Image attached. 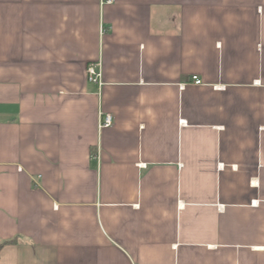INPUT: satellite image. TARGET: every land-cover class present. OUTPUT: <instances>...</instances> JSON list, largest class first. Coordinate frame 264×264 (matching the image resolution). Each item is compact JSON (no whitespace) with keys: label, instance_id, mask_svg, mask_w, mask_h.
<instances>
[{"label":"crops","instance_id":"1","mask_svg":"<svg viewBox=\"0 0 264 264\" xmlns=\"http://www.w3.org/2000/svg\"><path fill=\"white\" fill-rule=\"evenodd\" d=\"M12 240L0 264H264V0H0Z\"/></svg>","mask_w":264,"mask_h":264},{"label":"built area","instance_id":"2","mask_svg":"<svg viewBox=\"0 0 264 264\" xmlns=\"http://www.w3.org/2000/svg\"><path fill=\"white\" fill-rule=\"evenodd\" d=\"M114 0H102V5L106 4H112ZM88 78L91 83L98 84L102 86V72L100 69V64H91L88 67ZM193 83L200 85L202 84V81L198 79V77H193ZM182 87H185V84L182 85ZM114 124V118L111 114H102L100 119V128H109L112 127ZM253 205H258V201H254Z\"/></svg>","mask_w":264,"mask_h":264},{"label":"trees","instance_id":"3","mask_svg":"<svg viewBox=\"0 0 264 264\" xmlns=\"http://www.w3.org/2000/svg\"><path fill=\"white\" fill-rule=\"evenodd\" d=\"M14 243H15L14 240H12V241H7V242H4V243H1V244H0V252H1V250L3 249V247H4L5 245H7V244H14Z\"/></svg>","mask_w":264,"mask_h":264}]
</instances>
